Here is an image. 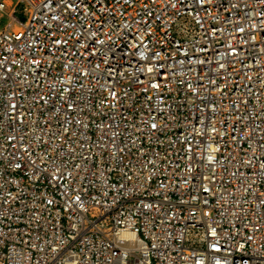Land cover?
Listing matches in <instances>:
<instances>
[{"label":"built area","instance_id":"built-area-1","mask_svg":"<svg viewBox=\"0 0 264 264\" xmlns=\"http://www.w3.org/2000/svg\"><path fill=\"white\" fill-rule=\"evenodd\" d=\"M0 11V264H264V0Z\"/></svg>","mask_w":264,"mask_h":264},{"label":"rangeland","instance_id":"rangeland-1","mask_svg":"<svg viewBox=\"0 0 264 264\" xmlns=\"http://www.w3.org/2000/svg\"><path fill=\"white\" fill-rule=\"evenodd\" d=\"M6 14H5V12L0 11V28L9 22L8 16Z\"/></svg>","mask_w":264,"mask_h":264}]
</instances>
